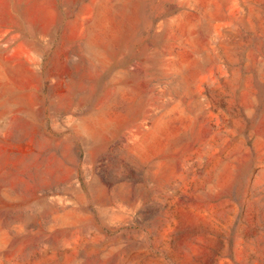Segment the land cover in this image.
I'll return each instance as SVG.
<instances>
[{"label": "rangeland", "instance_id": "374dc122", "mask_svg": "<svg viewBox=\"0 0 264 264\" xmlns=\"http://www.w3.org/2000/svg\"><path fill=\"white\" fill-rule=\"evenodd\" d=\"M0 264H264V0H0Z\"/></svg>", "mask_w": 264, "mask_h": 264}]
</instances>
